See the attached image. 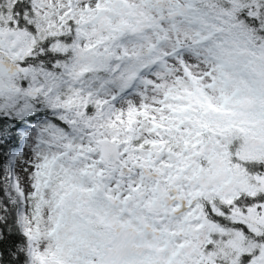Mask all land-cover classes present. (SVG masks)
Returning a JSON list of instances; mask_svg holds the SVG:
<instances>
[{
	"label": "snow or ice",
	"instance_id": "6c2138e0",
	"mask_svg": "<svg viewBox=\"0 0 264 264\" xmlns=\"http://www.w3.org/2000/svg\"><path fill=\"white\" fill-rule=\"evenodd\" d=\"M0 264H264V0H0Z\"/></svg>",
	"mask_w": 264,
	"mask_h": 264
},
{
	"label": "trees",
	"instance_id": "16d2710c",
	"mask_svg": "<svg viewBox=\"0 0 264 264\" xmlns=\"http://www.w3.org/2000/svg\"><path fill=\"white\" fill-rule=\"evenodd\" d=\"M0 195H3V189L0 188Z\"/></svg>",
	"mask_w": 264,
	"mask_h": 264
}]
</instances>
